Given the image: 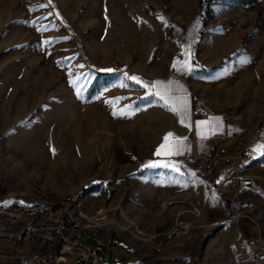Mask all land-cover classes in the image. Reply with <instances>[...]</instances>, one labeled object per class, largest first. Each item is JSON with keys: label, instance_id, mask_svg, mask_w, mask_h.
Here are the masks:
<instances>
[{"label": "rangeland", "instance_id": "374dc122", "mask_svg": "<svg viewBox=\"0 0 264 264\" xmlns=\"http://www.w3.org/2000/svg\"><path fill=\"white\" fill-rule=\"evenodd\" d=\"M166 59L183 63L198 95L239 99L247 120L264 121V0H0V192L9 203L104 210L112 228L98 233L110 246L83 236L101 264H118V248L145 264H253L243 245L259 228L264 237V191L244 195L251 220L229 230L228 203L204 165L135 153L163 113L140 79ZM115 65L141 83L111 75ZM253 148L263 157L264 138ZM129 224L151 236L133 250L119 237ZM12 245L0 241V251L16 253Z\"/></svg>", "mask_w": 264, "mask_h": 264}, {"label": "built area", "instance_id": "2783aa9c", "mask_svg": "<svg viewBox=\"0 0 264 264\" xmlns=\"http://www.w3.org/2000/svg\"><path fill=\"white\" fill-rule=\"evenodd\" d=\"M110 74L126 79L136 76L133 69L119 65L113 66ZM215 115L217 110L204 97L196 93L192 94L194 122ZM263 138L264 121L247 139L236 143L237 152L234 156L224 159L225 163H235V176L230 189L223 194L231 211L226 223H240L250 219V216L244 212V195L264 191V156L257 157L249 151L252 144L262 141ZM214 139L226 145L229 141V138L222 134L216 135ZM194 160L201 162V158L198 157ZM204 163L205 170L209 173L213 172L215 158L205 159ZM191 206L193 214L200 215L199 204L193 203ZM106 217L104 210L98 211L95 216L88 215L80 201L65 199L57 203L17 204L4 200L0 192V241L20 247L41 245L49 250V252L38 251L18 255H4L0 252V264L2 258H9L11 264H101L100 251L88 245L83 240V236L87 231L98 233L111 229L112 225L106 221ZM179 226L181 234H184V230L189 231V225ZM212 227L202 228L208 230ZM124 233L127 235L126 238L119 237L124 239L132 250L133 240L148 242L151 238L134 224H129L124 229ZM109 246L110 240L107 241V247ZM248 251L253 264H264V237L261 231L259 236L248 239ZM116 252L118 264H145L142 258L128 257L121 248Z\"/></svg>", "mask_w": 264, "mask_h": 264}, {"label": "crops", "instance_id": "0c3cea01", "mask_svg": "<svg viewBox=\"0 0 264 264\" xmlns=\"http://www.w3.org/2000/svg\"><path fill=\"white\" fill-rule=\"evenodd\" d=\"M156 60V58L149 59L147 63L153 65L157 63ZM145 74V77L140 79L144 91L156 99L163 113L157 119L154 130L147 133L149 142L135 146V153L139 160L144 162L167 158L174 161H195V157H198L201 158V162L198 163L205 167V159L214 157V170L211 174L219 184V190L223 194L228 192L235 176V163H225L224 159L234 156L237 152L236 143L247 139L259 125L246 119L240 106V100L231 96L226 97L225 100L208 96L207 100L217 110V115L194 122L192 94H197L201 88L199 82L187 75L183 63L179 61L163 60L160 68L149 66ZM220 134L229 138L227 145L214 139ZM165 138L170 147L178 145V153L169 152L160 156L156 155L158 151H162L166 142ZM253 145L250 146L249 151L254 154ZM224 178H226L225 182H223ZM228 228L237 231L242 229L240 223H233ZM259 230L261 231L260 228ZM97 234L103 241L111 239L105 233ZM225 236H230V233L226 232ZM214 245L210 242L206 249L210 250L214 248ZM12 246L18 250L16 253L3 251L2 253L18 255L21 249L16 245ZM243 248L249 256L248 241ZM174 260H178L177 257Z\"/></svg>", "mask_w": 264, "mask_h": 264}, {"label": "snow or ice", "instance_id": "6c2138e0", "mask_svg": "<svg viewBox=\"0 0 264 264\" xmlns=\"http://www.w3.org/2000/svg\"><path fill=\"white\" fill-rule=\"evenodd\" d=\"M186 64H187V62H186ZM128 79L135 81L137 84H140L141 83L136 77H128ZM165 139H166V142H165V145L163 146L162 151H158L156 153V155L160 156L162 154H167L169 152H171V153H178L179 152L178 145L177 146L170 147L168 145V143H167V138H165ZM146 167H153V168H155V167H169V165L167 163H159V164L153 163L151 165H146ZM174 170L178 171V169H176V168H174Z\"/></svg>", "mask_w": 264, "mask_h": 264}, {"label": "trees", "instance_id": "16d2710c", "mask_svg": "<svg viewBox=\"0 0 264 264\" xmlns=\"http://www.w3.org/2000/svg\"><path fill=\"white\" fill-rule=\"evenodd\" d=\"M231 1L240 6H249V5L258 4L261 0H231ZM211 6H212V1L209 3L207 8H210Z\"/></svg>", "mask_w": 264, "mask_h": 264}, {"label": "bare ground", "instance_id": "6f19581e", "mask_svg": "<svg viewBox=\"0 0 264 264\" xmlns=\"http://www.w3.org/2000/svg\"><path fill=\"white\" fill-rule=\"evenodd\" d=\"M218 226H220V224L214 225L213 227H218Z\"/></svg>", "mask_w": 264, "mask_h": 264}]
</instances>
